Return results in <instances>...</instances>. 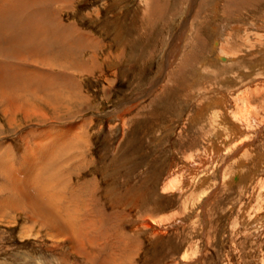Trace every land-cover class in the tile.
I'll return each instance as SVG.
<instances>
[{"label": "rangeland", "instance_id": "obj_1", "mask_svg": "<svg viewBox=\"0 0 264 264\" xmlns=\"http://www.w3.org/2000/svg\"><path fill=\"white\" fill-rule=\"evenodd\" d=\"M12 1L0 264H264V0Z\"/></svg>", "mask_w": 264, "mask_h": 264}, {"label": "bare ground", "instance_id": "obj_2", "mask_svg": "<svg viewBox=\"0 0 264 264\" xmlns=\"http://www.w3.org/2000/svg\"><path fill=\"white\" fill-rule=\"evenodd\" d=\"M18 1V0H17ZM16 1V2H17ZM27 1V0H26ZM21 2V1H20ZM24 2L20 3L19 4V1H18V4H16L14 1L12 0H2V2H0L1 6H0V15L2 16L0 18V58H2L3 56H6L8 54H19V51H18V48L21 46V44L19 43H15L12 41V37H16V36H22V35H30L29 32L33 31L34 30H30L29 29L27 30L26 27L30 28V21L29 20H26L24 21L23 19L19 18V17H15L14 20L12 21L11 18H7L8 15L7 14H11V13H15V11L17 10L18 11V8L22 6ZM4 4H9V7L8 8H5L3 9L2 8V5ZM27 3L23 4V5H26ZM25 7V6H24ZM23 8V7H22ZM27 9V7H26ZM22 10V9H21ZM10 12V13H9ZM18 13V12H16ZM24 13V12H23ZM22 15V14H21ZM19 20V21H17ZM10 24H9V22ZM24 22V23H23ZM17 23L19 25H17ZM29 25V26H28ZM18 27V28H17ZM20 28V29H19ZM20 32V33H19ZM36 32V31H34ZM23 33V34H22ZM35 35V34H34ZM34 35H33V38H34ZM31 37H32V34H31ZM41 37V36H40ZM37 39V38H36ZM45 39V37H44ZM37 42H39L37 40ZM36 42V44H37ZM42 42V41H41ZM39 42V43H41ZM25 43V42H24ZM23 43V44H24ZM26 44V43H25ZM35 44V45H36ZM34 50L40 48L39 47V44L38 46H34L32 45ZM29 50V49H28ZM31 52V50H30ZM221 53V52H220ZM16 59V58H15ZM219 59H222V58H219ZM229 60V59H228ZM6 66V65H5ZM3 66L2 63H0V97L1 98H10V94H8V91L6 90V88H10V90H13V91H20L22 90L24 87H26V84L28 83H25L24 85H22L21 83H18L15 84L14 82V85H16L15 87L14 86H9V80L10 79H16V75L15 73H12L11 75H9L8 73L13 70V68H11L10 66ZM8 67H10L11 69H9ZM4 69V70H3ZM17 73V72H16ZM19 73V72H18ZM19 76H20V73H19ZM7 82V83H5ZM5 100V99H4ZM3 100V101H4ZM227 104V103H226ZM215 108V107H214ZM218 109V107H217ZM225 109V108H224ZM223 111V110H222ZM234 116L235 118H237L235 115H232ZM238 119V118H237ZM197 166V165H195ZM180 182L176 179V177L174 178H171V186H176L178 185ZM168 191V190H167ZM184 261L185 258L183 259Z\"/></svg>", "mask_w": 264, "mask_h": 264}, {"label": "crops", "instance_id": "obj_3", "mask_svg": "<svg viewBox=\"0 0 264 264\" xmlns=\"http://www.w3.org/2000/svg\"><path fill=\"white\" fill-rule=\"evenodd\" d=\"M0 2H2V0L0 1ZM9 7V4H4V5H2V8L3 9H5V8H8ZM27 9H29V8H27ZM31 9V8H30ZM38 9V8H37ZM42 10V9H41ZM35 10H30V11H25L24 13H22V15L21 14H19V13H11V14H7L8 15V17L7 18H10V17H14L15 15V17H19V18H21V19H23L24 21H26V20H29L31 23H32V30H34V31H41L42 32V28H37V24L38 23H40L39 22V20H38V18L41 16V14L39 13V11H40V9H38V10H36L35 12H34ZM43 11V10H42ZM10 13V12H9ZM2 16L0 15V18H1ZM9 22V21H8ZM9 24H10V22H9ZM35 24V26L33 27V25ZM18 28V27H17ZM20 29V28H19ZM36 32H34L35 33V36H36ZM41 34V33H40ZM40 36H42V35H40ZM46 37V36H45ZM23 46L24 45H21L19 48H18V51L20 50V52H19V54H16V55H20V56H22L23 54H21V53H23V52H21L23 49ZM25 47H27V46H25ZM28 48V47H27ZM29 50H28V53H31V55H30V57L29 58H35V59H37L38 61H43V62H46V60H47V56L45 55V52H42L41 51V48H38V49H36V50H34V49H32V48H28ZM30 50H31V52H30ZM42 52V53H41ZM15 55V56H16Z\"/></svg>", "mask_w": 264, "mask_h": 264}]
</instances>
